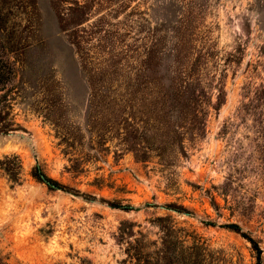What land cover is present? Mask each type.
I'll return each mask as SVG.
<instances>
[{
  "label": "rangeland",
  "instance_id": "rangeland-1",
  "mask_svg": "<svg viewBox=\"0 0 264 264\" xmlns=\"http://www.w3.org/2000/svg\"><path fill=\"white\" fill-rule=\"evenodd\" d=\"M247 238L264 264V0H0L4 264H256Z\"/></svg>",
  "mask_w": 264,
  "mask_h": 264
},
{
  "label": "trees",
  "instance_id": "trees-1",
  "mask_svg": "<svg viewBox=\"0 0 264 264\" xmlns=\"http://www.w3.org/2000/svg\"><path fill=\"white\" fill-rule=\"evenodd\" d=\"M9 74H10V71H7V72H6V81L8 80V78H9V76H10ZM34 175H35L38 179L47 182L48 185H49L50 187H53V188H60V186H59L58 184H56V183L53 182L52 180H49L48 178H46V177L44 176V174L41 172V170H40L39 168H36V170H35V174H34ZM114 207H116V208H121V209H129V206H114ZM225 227L231 228L232 230H234V231H236V232H239V231H240L239 227H238L236 224H228V225H226ZM241 236H243L244 238L246 237L243 233H241ZM247 239H248V241H249L250 243H252V246H253L254 249L256 250V253H257V256H256L257 263H256V264H261V263H260V254H261V252H260L259 248L257 247V245L254 243V241H253L252 239H250V238H247ZM0 264H4V263L2 262V260H1V258H0Z\"/></svg>",
  "mask_w": 264,
  "mask_h": 264
}]
</instances>
